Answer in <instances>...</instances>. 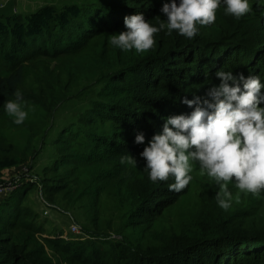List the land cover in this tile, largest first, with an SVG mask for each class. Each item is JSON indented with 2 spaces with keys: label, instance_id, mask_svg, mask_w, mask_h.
I'll return each mask as SVG.
<instances>
[{
  "label": "rangeland",
  "instance_id": "rangeland-1",
  "mask_svg": "<svg viewBox=\"0 0 264 264\" xmlns=\"http://www.w3.org/2000/svg\"><path fill=\"white\" fill-rule=\"evenodd\" d=\"M151 1L160 7L170 2ZM249 3L251 11L240 19L218 8L215 23L200 26V30L239 21L262 35L264 0ZM70 4L98 7L105 0H0V17L28 14L45 5L60 8ZM163 19L167 18L162 13L159 23ZM95 49L91 43L77 56H39L22 64L19 90L29 96L24 97L29 116L17 125L0 109V162H15L12 167L0 168V184L17 179L21 182L19 190L0 198V238L12 240L26 252L40 253L53 264H79L72 258L77 248L86 252H106L113 247L156 252L165 248L173 235L197 237L215 231L220 218L232 229L255 230L252 233L260 243L254 244L263 249L264 258V193L259 197L237 196L238 189L230 182L233 203L225 211L216 201L219 186L201 175L197 164L193 165V180L175 203L150 225L137 222L136 206L128 196L136 193L132 180L140 178L144 169L138 149L137 154H131L138 161L137 167L120 164L116 170L111 161L97 156L99 150L96 152V144L103 145L102 140L115 129L105 108L96 114L101 123L94 121L92 110L101 102L106 104L103 84L113 70L96 63ZM81 120L93 127L81 124ZM23 168L27 172H21ZM72 225L75 232L70 230ZM66 244L72 248L65 249Z\"/></svg>",
  "mask_w": 264,
  "mask_h": 264
},
{
  "label": "trees",
  "instance_id": "trees-1",
  "mask_svg": "<svg viewBox=\"0 0 264 264\" xmlns=\"http://www.w3.org/2000/svg\"><path fill=\"white\" fill-rule=\"evenodd\" d=\"M160 9L151 0H105L98 7L45 5L28 14L0 17V109L5 100L15 99L14 93L23 79L24 62L39 56H77L93 43L96 63L113 69L103 84L107 102L92 110L94 121L97 111L105 108L115 129L102 140L103 145L96 144V152L99 150L97 156L111 161V167L116 170L121 155L137 154V149L140 154L143 150V144L134 142L138 132L145 134L147 142L161 130L165 117L190 112L181 103L182 98L204 96L211 84L219 83L214 75L218 69L235 75L258 74L264 82V28L262 35L255 34L244 22H233L232 26L220 22L219 27L211 28L214 30H200L191 40L176 35L175 31L167 35L162 30L155 34L154 48L144 53L122 52L108 43L110 34L125 30V16L143 12L146 19L158 25L162 17ZM80 123L93 127L85 120ZM14 164L6 159L0 162V168ZM172 182L171 178L167 182H151L145 169L140 178L132 180L136 193H130L128 199L136 206L137 222L150 225L177 201L181 191H170L168 184ZM218 223L217 229L207 231L206 235H173L165 248L156 252L120 247L106 252H86L77 248L72 251V258L79 264H264L263 249H257L254 244L260 243L254 238L255 230L252 233L241 227L232 229L220 218ZM236 234L245 236L236 237ZM63 247L70 249L72 245ZM0 264L53 263L40 253L26 252L4 237L0 238Z\"/></svg>",
  "mask_w": 264,
  "mask_h": 264
},
{
  "label": "clouds",
  "instance_id": "clouds-1",
  "mask_svg": "<svg viewBox=\"0 0 264 264\" xmlns=\"http://www.w3.org/2000/svg\"><path fill=\"white\" fill-rule=\"evenodd\" d=\"M221 7L237 19L251 11L249 0H170L160 9L166 20L155 25L143 12L125 16V30L110 34L108 43L121 51L144 53L154 48L155 34L162 30L191 40L199 34L200 26L215 23ZM214 75L219 83L211 84L204 96L182 98L190 112L165 117L161 130L147 142L142 131L134 142L144 145L139 155L151 182L171 178L174 182L168 184L169 190L183 191L193 180V165L197 164L200 174L219 186L216 201L227 211L233 203L230 182L238 189L237 196L264 193V82L258 74L235 75L223 69ZM14 95L15 99L4 101L3 109L20 125L28 118L29 109L19 89ZM119 162L138 166L130 153L121 155Z\"/></svg>",
  "mask_w": 264,
  "mask_h": 264
},
{
  "label": "built area",
  "instance_id": "built-area-1",
  "mask_svg": "<svg viewBox=\"0 0 264 264\" xmlns=\"http://www.w3.org/2000/svg\"><path fill=\"white\" fill-rule=\"evenodd\" d=\"M21 172L25 173V172H27V169L23 168L21 170ZM20 187H21V182L18 179L17 180H10V181H7L3 184H0V198L11 194L13 191H15L16 189H18ZM41 199H42V197H41ZM42 201H43V199H42ZM70 230L72 232H75L76 226L75 225L70 226Z\"/></svg>",
  "mask_w": 264,
  "mask_h": 264
}]
</instances>
